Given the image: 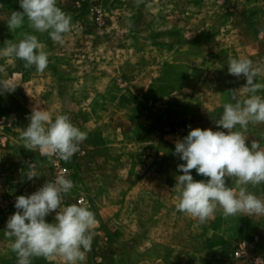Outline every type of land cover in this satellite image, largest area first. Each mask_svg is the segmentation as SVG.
<instances>
[{
    "label": "rangeland",
    "instance_id": "374dc122",
    "mask_svg": "<svg viewBox=\"0 0 264 264\" xmlns=\"http://www.w3.org/2000/svg\"><path fill=\"white\" fill-rule=\"evenodd\" d=\"M72 17L63 46L38 36L43 73L23 61L6 67L17 85L0 94V264H17L4 230L19 195L57 174L74 182L64 205L88 206L98 221L82 264H264V217L217 211L207 223L176 211L175 141L194 128L217 129L229 91L246 81L228 73L230 58L252 59L264 83V0H57ZM19 0H0V48L27 25L7 27ZM264 96V91L258 93ZM67 114L87 132L69 162L51 163L23 147L34 106ZM264 147V123L245 133ZM40 177L27 180V164ZM194 180H206L195 170ZM231 178L228 186H234ZM249 190L264 198V185ZM55 213L46 217L54 222ZM32 264H64L59 257Z\"/></svg>",
    "mask_w": 264,
    "mask_h": 264
},
{
    "label": "clouds",
    "instance_id": "9594fccd",
    "mask_svg": "<svg viewBox=\"0 0 264 264\" xmlns=\"http://www.w3.org/2000/svg\"><path fill=\"white\" fill-rule=\"evenodd\" d=\"M139 2V0H138ZM22 11H12L7 27L14 33L27 25L29 31L20 33L16 41L5 40L0 58L8 63L23 61L25 69L35 68L43 73L49 65L44 45L33 33H47L51 41L63 46L66 34L72 31V17L57 6V0H19ZM228 73L246 83L230 90L229 101L215 120L217 129H191L187 136L175 141L174 155L185 163L178 164L182 175L176 176L172 189L177 193L176 211L200 224H205L219 210L225 219L231 216L264 217V198L249 190L264 185V147L259 140L245 134L250 123H264V83H258L261 68L248 57L230 58ZM6 67L0 65V74ZM17 85L0 79V94L14 92ZM29 124L22 130L23 147L39 151L51 163L55 159L69 162L87 139V132L75 126L69 115H53L37 104L28 117ZM264 139V138H262ZM55 158V159H54ZM26 178L40 177L35 165L27 164ZM195 170L206 180H194ZM231 178L234 186H228ZM74 187L65 173L57 174L30 195L15 199L16 211L9 216L4 230L17 264H32L34 258L59 257L64 264H82L91 251L98 224L95 213L80 201L65 206L63 201ZM55 213L54 222L46 217Z\"/></svg>",
    "mask_w": 264,
    "mask_h": 264
}]
</instances>
